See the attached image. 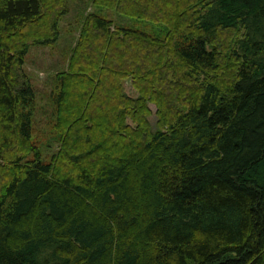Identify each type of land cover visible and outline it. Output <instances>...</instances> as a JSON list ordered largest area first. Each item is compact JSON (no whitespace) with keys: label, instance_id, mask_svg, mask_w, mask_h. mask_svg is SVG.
Listing matches in <instances>:
<instances>
[{"label":"trees","instance_id":"trees-1","mask_svg":"<svg viewBox=\"0 0 264 264\" xmlns=\"http://www.w3.org/2000/svg\"><path fill=\"white\" fill-rule=\"evenodd\" d=\"M53 1L42 26L44 0H0V264H264V0H99L166 30L87 17L45 162L23 66Z\"/></svg>","mask_w":264,"mask_h":264},{"label":"rangeland","instance_id":"rangeland-1","mask_svg":"<svg viewBox=\"0 0 264 264\" xmlns=\"http://www.w3.org/2000/svg\"><path fill=\"white\" fill-rule=\"evenodd\" d=\"M149 1V0H148ZM151 1V0H150ZM47 5L46 15L41 20L42 26L50 23L51 12L56 5L53 0H44ZM66 13H60L58 27L60 38L52 45L33 46L23 66V72L31 81L37 93L38 107L34 116L33 141L40 148L45 162H50L57 153L60 142L59 134L54 128L53 107L50 94L55 90V79L57 75L68 69L71 56L76 48L81 33L86 25V19L90 14H98L114 24V27H126L141 29L155 35H164L165 26L156 21L139 19L118 11L116 8L104 6L99 0H65ZM153 3L149 2V6ZM149 8V7H147ZM50 10V11H49ZM64 12V11H63ZM124 92L132 97L138 98L139 92L135 88L131 77L122 80ZM152 115L148 118L156 130L158 120L154 103H149ZM132 123V120H129Z\"/></svg>","mask_w":264,"mask_h":264},{"label":"bare ground","instance_id":"bare-ground-1","mask_svg":"<svg viewBox=\"0 0 264 264\" xmlns=\"http://www.w3.org/2000/svg\"><path fill=\"white\" fill-rule=\"evenodd\" d=\"M229 44V43H228ZM240 58V57H239Z\"/></svg>","mask_w":264,"mask_h":264}]
</instances>
